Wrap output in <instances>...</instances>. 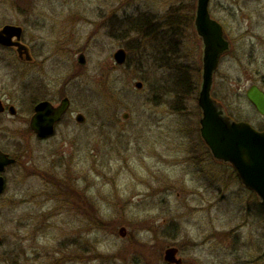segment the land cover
<instances>
[{
	"label": "rangeland",
	"instance_id": "obj_1",
	"mask_svg": "<svg viewBox=\"0 0 264 264\" xmlns=\"http://www.w3.org/2000/svg\"><path fill=\"white\" fill-rule=\"evenodd\" d=\"M208 8L233 41L215 79V96L236 115L263 123L243 95L252 83L264 86V0H210ZM194 10L195 0H0V27L19 24L26 40L36 39L35 46L51 55L41 71L43 79L52 92L65 90L73 100L72 110L86 116L78 124L72 113L54 137L31 146L37 163H54L49 184L35 176H18L8 183L6 196L0 197V264H33L19 260L14 252L18 218L24 214H51L44 234L54 247L86 249L78 251L85 253L82 260L56 255L54 264H117L110 252L122 250L127 239L134 241L135 250L127 264H163L168 243L198 264H212L210 256L217 250L207 242L212 224L230 230L232 238L235 225L244 220L235 209L244 201L253 207L254 199L235 179L231 165L217 160L200 165L214 176L211 203L185 191L197 186L200 175L184 160L192 154L201 115ZM33 15L45 27L33 29ZM164 16L179 23L174 52L160 50ZM66 39L70 50L57 45L66 44ZM118 47L127 49L123 64L113 59ZM80 52L86 57L84 64L78 61ZM8 53L0 51V80L11 82L12 69L2 65L4 57H11ZM35 71L23 70L18 82L31 80ZM137 81L142 82L139 88ZM164 181L174 187L159 195L149 192ZM68 190H77L78 197L84 190L87 201H96V223L89 208L86 215L70 210ZM78 197L70 196L76 205ZM255 223L260 234L258 264H264V210ZM121 225L127 228L124 237L118 232ZM46 244L40 239L39 245ZM241 245L231 239V247L218 246L217 261L222 262L221 254L228 249L231 255L234 250L243 254Z\"/></svg>",
	"mask_w": 264,
	"mask_h": 264
},
{
	"label": "flooded vegetation",
	"instance_id": "obj_2",
	"mask_svg": "<svg viewBox=\"0 0 264 264\" xmlns=\"http://www.w3.org/2000/svg\"><path fill=\"white\" fill-rule=\"evenodd\" d=\"M32 19H33L32 20L33 29L45 27L44 22L40 21L37 15H33ZM219 22L225 31L224 33L225 38L229 41V49L219 57L216 70L213 73L211 97L220 105L224 115L227 118L236 122L248 123L249 125H251V127H253L257 131H264V122L262 123L257 120L256 122H253L249 117L236 115L234 112L235 110H230L228 106H226L218 97L215 96L213 87L215 86V79L218 74V71L220 70L221 61L233 49V41L231 36L226 31L222 22L221 21ZM14 25L20 26L22 30H21L20 38L16 39V37H12V41L17 40L25 47L22 48L21 51L19 52L17 45L8 46V45L0 44V51L3 52V55L5 54V52H11V54L8 53L11 56L10 58H6V57L3 58L5 60V63H2V65L11 68L14 75L13 76L14 79L11 82H8L7 80L6 81L0 80V151L6 154L8 158L12 159L11 162L6 163L3 166V168L0 170V177L3 180V189L0 192V197L6 196L8 183L12 180V178H16L18 176L19 177L35 176L40 178L41 180H44L46 184H49V182L51 181L50 178L54 176V167H53L54 163L53 162L49 163V161L45 165H40L39 163H37L34 160V157L32 158L30 152L32 148L31 146L35 147L39 144V142H44L54 137L58 127L64 122H66V120L68 121L67 117H69V115H72V113L74 112H75L74 120L76 123L83 124L86 121V116L84 113H82L81 111L72 110L73 100L64 93L65 90L61 89L60 92H55V91L52 92L51 88L49 87V81L47 79H43L41 71L43 69L45 70V68L48 67V64L50 63L49 61L51 55H47L43 53L42 51L39 50V47L35 46L37 45V42L35 43L36 39L32 41H28L23 37L24 28L22 25L19 24H14ZM159 27H160L159 28L160 50L163 53H165L166 50H171L172 52H174L175 47H177L179 44L178 31H177L179 29L178 20L172 21L171 18L167 20V18L164 16L160 20ZM64 30L65 31H63V33L65 36H67L69 30L66 27L64 28ZM193 30L196 34L194 28ZM196 37L200 42L198 58L200 60V64L202 65L200 58L202 42L197 34ZM256 38H260V37H256ZM57 45L61 46V49H64L66 46V48L70 50L68 48L67 39H66V44L65 42L59 41L57 42ZM253 47L254 46H251V49H253ZM120 48L124 49L125 51V60L123 62L125 63L127 59V49L125 47H118L116 50ZM80 54L84 56V63H85L86 62L85 55L82 52H80L78 54V57ZM246 54H251V53L247 52ZM114 62L115 64H118L115 61V59ZM28 69L36 70L33 73L34 75H32V79L25 82L21 80V82L19 83L18 77L22 78L23 70H28ZM252 85L257 86L260 90L264 92V86H262L261 84L252 83L248 86V88L251 87ZM248 88L245 90L243 97L245 98L247 103L250 104V106L254 110V113L258 115L259 118L264 120V114L260 113L256 109V107L248 100L246 95ZM64 98L68 99V106L66 111L62 114V116L56 122H54L53 131L44 136L38 135L37 131H35L31 127V120L35 113V106L42 101H47L51 105L57 106ZM77 114H82L83 120L81 122L77 121L76 119ZM127 115H128L127 113H124L123 117L125 118L127 117ZM196 135H197L196 141L194 142L195 146L193 145L192 147V154L189 155L184 160L186 163L193 165V167L196 168V171L200 175L199 176L197 175V180H196L197 186L193 188H189L192 190H185V191L187 192V194L194 196L196 199L197 198L206 199V200L209 198L214 199L212 196L214 194V176H211V174H209L208 169L205 174L204 170H200L199 167L204 162V160L206 161V163H211L212 165L214 164V161L216 162V160L214 159L212 153L210 152L204 140L201 138L200 127L196 129ZM190 153H191V149H190ZM220 162L227 163L223 161ZM234 174H235L234 175L235 179L241 184L235 171ZM164 184L165 185H163L162 183L157 185V187H152V190L149 192L153 194L158 193L159 195L167 191V189L170 188V186L174 187V185H167L165 181ZM241 186L243 190H245L248 194H250L254 199L253 202L254 206L251 207L249 206V202L244 201L240 204L241 206L235 209L234 212H237L238 215L242 214L244 216V220L242 222H239L237 225H235V231L234 234L232 235V238L229 235L230 230H225L224 228L223 229L216 228L214 224H212L211 230L208 232L207 242L211 244L210 246H212L213 248L212 250H214V248H217L218 250V246H223L224 249V247H228V245L230 244L231 247V239H232V242L237 241L242 243L241 246L243 247V254L234 250V252L231 255L230 249H228L227 253L224 254L228 261L223 259L224 255L221 254L222 262H220L217 261V259L220 256H217L216 253L217 250H216V252H213L210 256L211 258L210 261L212 264H253V263L258 264V261L261 258V254L258 253L259 252L258 237L260 235L258 233L259 227L255 223V220L259 215L262 214V211L264 210V206L258 200L256 193L246 188L242 184ZM51 191L53 192V190ZM72 191L75 192L72 193ZM72 191L68 190V198H69L68 206L70 210L71 209L74 211L77 210L81 215H86L87 209L89 208L90 213L96 215V217H93L94 218L93 222L96 223L98 221V215L100 211L99 207L96 204V201H94L93 199L87 201L85 196L86 193L84 190L79 192L80 193L79 197L77 194L78 192L77 190H72ZM70 196H72V198L78 197L80 201L77 202V205L76 202H74V199L70 198ZM205 202L211 203L212 200L209 199ZM115 203L116 200H113V204ZM203 204L204 203L202 202V204H199L198 207L202 208ZM119 205L120 207H124L121 204ZM50 215H51L50 213H47V215L43 217L41 216V214L36 213L35 216L27 217L24 214L22 215L21 218L20 217L18 218V229L20 233L18 239L19 243L14 250L16 257L19 260L22 259L31 260L33 264H54L56 255H58L60 259L68 258L69 260L71 257L74 258L78 257V259L80 260L85 258V253L78 254L79 250L80 252L86 251V249L83 246L81 247V249L79 246L77 250L76 247H74V249L63 248L62 250H60L58 246L54 247L53 244H50L51 239L49 238L48 233L44 234V231H46L49 227ZM120 227L125 228L124 235H121L124 237L125 235H127V228L124 225H121ZM238 235L239 238H237ZM40 239H43L48 244L44 246L39 245ZM1 243H2V237L0 236V244ZM25 243H28V245H26ZM126 243L127 245L122 250L110 252L112 254L110 257H114V260L116 261L117 264H127L126 262L131 261L134 257L133 256V252H135L134 241L132 239H127ZM146 245L148 247L150 246L148 244ZM67 246L71 247L72 245L68 244ZM168 247H176L177 252L175 257L180 260L179 263L169 262L164 259V252ZM66 250L67 253L65 252ZM162 261L163 264H198L192 258H189L186 255H184L179 246H176L172 243H168L165 246L162 253ZM144 264H154V262H151V260L144 261ZM201 264H207V263L202 262Z\"/></svg>",
	"mask_w": 264,
	"mask_h": 264
},
{
	"label": "water",
	"instance_id": "obj_3",
	"mask_svg": "<svg viewBox=\"0 0 264 264\" xmlns=\"http://www.w3.org/2000/svg\"><path fill=\"white\" fill-rule=\"evenodd\" d=\"M209 0H196L194 27L201 39V82L197 102L201 110L199 119L200 135L217 161L229 163L241 184L256 193L258 200L264 206V131H257L245 122H236L227 118L220 105L211 97L213 73L216 70L219 57L229 49V41L225 31L208 10ZM21 27L14 24H4L0 28V44L17 45L20 52L25 46L12 37L20 38ZM118 64L125 60V51L120 48L113 55ZM78 61L84 63V56L79 55ZM142 82H135L137 88ZM248 100L256 109L264 114V92L252 85L247 90ZM68 99L64 98L57 106L42 101L35 106L31 127L38 135L44 136L53 131L56 122L66 111ZM126 116V115H125ZM77 121L83 120L82 114H77ZM6 154L0 151V170L11 162ZM3 180L0 177V192ZM119 234L124 235L125 228H119ZM176 247H168L164 259L179 263Z\"/></svg>",
	"mask_w": 264,
	"mask_h": 264
}]
</instances>
